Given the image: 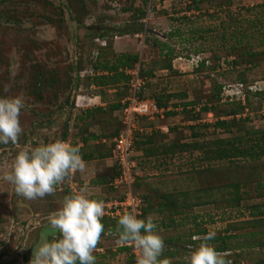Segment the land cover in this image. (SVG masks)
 I'll return each mask as SVG.
<instances>
[{
    "label": "rangeland",
    "instance_id": "374dc122",
    "mask_svg": "<svg viewBox=\"0 0 264 264\" xmlns=\"http://www.w3.org/2000/svg\"><path fill=\"white\" fill-rule=\"evenodd\" d=\"M144 1L0 0V95L24 100L20 146L62 140L67 125L65 142L78 145L86 165H93L57 185L55 194L37 200L25 199L0 180V264H29L33 248L47 230L48 215L62 206L64 196L78 192L85 182L88 188L93 181L107 182L113 174L110 147L117 127L113 117L119 119L118 113L107 108L104 114L94 112L77 122L83 111L72 107L75 87L91 81L95 55L106 44L95 38L108 29L113 38L112 49L105 53L107 63L123 54L137 55L145 79L143 96L163 106L157 119L140 120L134 126L132 184L89 189L90 198L113 204L129 195L136 197L139 218L152 215L164 241L179 245L175 256L161 257L170 264H187L189 246L194 249L200 243L192 237L209 231L216 233L215 242L209 243L217 251L224 246L217 237H230L226 244L233 249L228 256L232 264H264V214H258L264 213V158L227 162L215 160L213 153L219 139L243 138L250 144L264 134V44L259 42L264 34L255 28L264 21V0H197V9L191 0ZM139 10L145 12L141 21ZM140 25L141 33L131 32ZM241 31L247 36L238 44ZM117 36L122 46L114 51ZM153 40L170 46L171 53L153 47ZM245 43L256 45L255 56L246 55ZM79 64L84 78L76 77ZM44 74L48 80L38 99L32 86L35 77ZM123 86L125 82H120L114 92L104 87L93 93L113 105L122 99ZM205 108L213 111L203 112ZM233 117L244 121L241 131L233 128L226 134L212 126ZM89 136L98 139L85 143ZM18 151L11 144L0 145V159L7 156L11 161ZM204 156L208 158L203 160ZM229 184L240 185L238 203L219 189ZM148 207L157 212L142 216ZM111 221L106 222L108 227L118 224ZM202 231L205 234H199ZM108 234L94 253L96 264H130L128 253L116 249V233Z\"/></svg>",
    "mask_w": 264,
    "mask_h": 264
},
{
    "label": "clouds",
    "instance_id": "9594fccd",
    "mask_svg": "<svg viewBox=\"0 0 264 264\" xmlns=\"http://www.w3.org/2000/svg\"><path fill=\"white\" fill-rule=\"evenodd\" d=\"M4 90L8 91L7 86ZM23 108L21 96L0 97V145L11 144L19 149L11 161L7 156L0 159V180L13 185L15 192L27 200L43 199L55 194L57 185L83 172L86 162L78 145L61 139L21 147ZM105 212V202L90 198L87 185L64 196L62 206L48 215L47 230L29 264H96L94 253L105 232ZM118 216L116 244L132 247L136 264H170L168 258H161L165 241L157 232L152 215L140 219L135 210H125ZM215 236L214 231L203 237L193 236L200 243L194 249L189 246L187 264H232L227 259L229 252L217 251L209 243Z\"/></svg>",
    "mask_w": 264,
    "mask_h": 264
},
{
    "label": "trees",
    "instance_id": "16d2710c",
    "mask_svg": "<svg viewBox=\"0 0 264 264\" xmlns=\"http://www.w3.org/2000/svg\"><path fill=\"white\" fill-rule=\"evenodd\" d=\"M196 1L197 0H191V3L194 5V8L197 9V6H196L197 2ZM144 2H146V0ZM144 16H145V12L142 10L141 11L139 10L138 11V21H141V19H143ZM255 28H256L258 34L261 35L260 32H262L264 34V21L255 24ZM143 29L144 28H142V26L140 25V27L138 29H134L131 32H135V33L139 34L143 31ZM108 32H109V29L106 32H103L102 35H100L98 38H95L99 41H105L106 44L104 46H102L103 49H100L101 52L99 51L95 55L96 58L91 65V69H90L91 71H90V75H89V76H91V79H90L91 81H89L87 83V85L93 84V85L98 86V87H106V86L115 87L114 85H116L118 82L119 83L125 82V85L127 88L125 86H123V88H122L124 91L122 93L123 96L122 95L120 96L123 99L125 96H127L129 94V90H130L129 85H128L129 78L125 75V70H130V69H133L135 67V65L138 63V56L137 55H130V54H123L120 57L116 58L115 62L107 63V59H105V55L107 54V52H106L107 50L112 49V44L109 42L110 41L109 39L113 38V37L109 36ZM245 32L246 31H241L239 33L241 40L238 41V44H241L243 41V38L245 36H247V34ZM118 33L120 35H124V33L122 31H118ZM114 36H116V35H114ZM234 36H235V38H237L236 35H234ZM259 42L261 43V45L264 44V36L260 37ZM238 44H236V45H238ZM245 44H247L246 47L248 48L246 55L249 57L255 56L256 53L253 51V47H255L256 45L250 44V43L249 44L245 43ZM152 46L159 48V50L161 52L167 51L168 53H171L170 46H168L166 44L159 43L157 40H153ZM235 46H234V48H236ZM261 53L263 55V52H261ZM261 53H259V54H261ZM201 66H203V62L201 63ZM81 67L82 66L79 64V67H78L79 70H77V72H76L77 73L76 77L80 73L83 72L82 70H84V68H81ZM47 75H45V74L44 75H37L35 77L34 84L32 86V90H33L32 92L34 94H37L36 97H38V99H41V93L44 90L45 82L48 80ZM141 78L145 82V79H144L142 73H141ZM108 87H106V88H108ZM116 87H118V86H116ZM75 89L77 91V86L75 87ZM216 90H217V94L219 95L221 92V87H217ZM0 92L2 93L1 89H0ZM255 95L258 96V95H260V93H255ZM1 96L2 95H0V97ZM116 96H117V94H116ZM218 97L219 96H217V98ZM120 101L117 102L116 104L110 105L108 108L109 111H111L112 113H114L115 111H118L121 108ZM74 105H75V100H74V104L72 105V107H74ZM156 105L158 108H162V106H163L158 101L156 102ZM239 107L243 108V106H239ZM209 111H213V109L212 110L211 109L209 110L207 108L203 109V112H209ZM84 112L85 111L79 112L80 114H78V117H76L77 122L84 121V119L87 117L86 115H91L94 112L104 114L106 111H104L102 108H96V109H90L89 111H86L85 113ZM113 118L115 119L117 127H115V131L112 134V140L114 137H116L118 135L119 129L121 128V124L118 121L117 117H113ZM242 123H244V121L241 118L233 117L230 120L229 119L217 120L212 126L215 129L220 130L223 133L230 134L233 128H235L238 131H241L240 128L242 127L241 126ZM67 131H68V129H67V125H66L65 131H64L63 137H62L63 141H66ZM135 138H136V136H135ZM97 139H98V137L89 136V138L84 139V142L86 143L90 140H97ZM34 144L35 145L33 147L39 145V143H34ZM246 144H249V141L247 142L246 139H243V138L219 139V140L215 141V147L213 148L214 149L213 150L214 159L217 161L231 162V161H234L236 159H249V160L254 161V160H259L261 158H264V134H262L260 139H257L254 142L250 143L247 147H244V145H246ZM183 146L185 147L186 145H184V144L180 145V147H183ZM192 146L196 147L197 143H195ZM110 148L113 151V144L111 145ZM254 148L255 149L258 148V151L257 150L256 151L251 150ZM153 152L154 151H150L149 154L151 156H153L155 159H157L158 155L156 154V152H154V153ZM152 153H153V155H152ZM82 157H83V159L86 158L85 156H82ZM207 158H208L207 156H204L203 160H206ZM138 164H139V166L143 167L142 163H138ZM153 164H154L153 166H155L154 162H153ZM115 175H117V171H116V167L114 166L113 167V174L111 175V177L108 179L107 182L99 180V181H95L94 184H98V185L109 184ZM261 186H264V185H261ZM239 187H240L239 184H229V185L222 186L219 189L224 190L223 192H225V194H227L229 200L233 199L232 201H235V203H238L237 200H239V198L241 197L240 192H239ZM164 196H166V195H164ZM228 199H227V201H229ZM199 205H200V203H199ZM192 207H194V205H192ZM162 211L163 210H161L159 212H162ZM155 212H157L156 209H154L153 207H148L147 209H143V211H142L143 215L142 216H145V214H150V213H155ZM258 214H264V213L262 211L261 212L259 211ZM109 219L110 218L104 217L102 220V223L105 225V232L102 236H105V237L109 236L108 233H110L111 231L112 232L114 231L116 233L117 225L114 224V225H110L109 227L107 226L106 222H108V221L112 222L111 219L110 220ZM112 220H114V219H112ZM115 220H118V219H115ZM257 221L262 222V219H259V220L257 219ZM251 222H254V221H251ZM199 234H205V231L204 232L202 231V233H199ZM252 236H255V234L252 233ZM116 239H117V234L115 235L114 242H116ZM228 239H230L229 236L217 237L218 242H221L224 245L222 248L219 249V251L230 253L231 250H233V249H229V247L226 244V241ZM213 241L215 242V239H213L212 242ZM172 244H173V241H171V239L165 241L166 247H165V251L163 253V256L164 255H167L170 257L175 256V252L178 251L179 245H176V244L172 245ZM116 249H118V251H122V250L126 251L128 253L129 258H130V264H134V258L131 255V249H129L128 247H117ZM168 250H169V252H168ZM227 259H229V258L227 257Z\"/></svg>",
    "mask_w": 264,
    "mask_h": 264
},
{
    "label": "built area",
    "instance_id": "2783aa9c",
    "mask_svg": "<svg viewBox=\"0 0 264 264\" xmlns=\"http://www.w3.org/2000/svg\"><path fill=\"white\" fill-rule=\"evenodd\" d=\"M105 41H100V44ZM84 76V72L79 74ZM125 75L129 78V94L125 96L121 101V108L118 110V120L121 124L118 135L113 138V156L114 166L116 167L117 175L109 183V187L117 189V187L123 182L128 186L132 184L133 168L135 163L132 158L134 149V142L136 140V129L134 126L140 123V120L154 121L162 113V109L158 108L156 102L152 98L144 97V80L140 76L139 65H135L133 69L125 70ZM94 85H90V87ZM75 106L79 107L77 102ZM125 210H135L137 217L140 216V201L129 195L123 201H118L113 204L106 203L105 218L119 219L118 214H122ZM115 236V235H114ZM117 247H128L118 246ZM131 255L134 258L136 264V252L132 247Z\"/></svg>",
    "mask_w": 264,
    "mask_h": 264
},
{
    "label": "crops",
    "instance_id": "0c3cea01",
    "mask_svg": "<svg viewBox=\"0 0 264 264\" xmlns=\"http://www.w3.org/2000/svg\"><path fill=\"white\" fill-rule=\"evenodd\" d=\"M128 33L130 34V32H125L123 37H125L126 35H129ZM136 36L137 35H133V37H136ZM120 37L121 36H118L117 40H115V43L113 45L114 51H116L118 49V47L122 46L121 42H119L120 41ZM84 76H80V77L84 78ZM119 85H120V83L118 82L114 86L116 88V86L119 87ZM77 87L78 88H77L76 92H77L78 95L76 96V98H77L76 102L79 105V107L77 106V109H81L83 111H86V110H90V109L102 108L104 111H106L107 108H109V106H110L109 103H107V102H106V104L103 103L101 96L99 94H94L93 93L94 91H96V93H97L98 91L103 90L104 87H98V86H95V85L93 87L92 86L90 87V85H86V86H81V85L79 86L78 85ZM106 87H108V86H106ZM109 87H111V86H109ZM112 88L113 89H111V90H107V92H110V93L114 92L115 89H114V87H112ZM115 113H118V111H115L114 114ZM118 116H119V113H118ZM114 117H117V116L114 115ZM101 140H102L103 143H105V140H103V139H101ZM86 166H88V168L90 167L89 169L91 170L93 165H91V166L90 165H86ZM78 174H79V172H78ZM81 180H84V179H81ZM94 182L95 181H93V183H92L90 188L87 187L88 193H89V189L96 190L97 187L100 188V187L104 186V185L94 184ZM81 185L85 186V185H87V183L85 182V183H83ZM88 185H90V184H88Z\"/></svg>",
    "mask_w": 264,
    "mask_h": 264
},
{
    "label": "water",
    "instance_id": "95a60500",
    "mask_svg": "<svg viewBox=\"0 0 264 264\" xmlns=\"http://www.w3.org/2000/svg\"><path fill=\"white\" fill-rule=\"evenodd\" d=\"M40 240H41V238H40ZM40 240H39V242H40ZM37 245H38V244H37ZM37 245H36V246H37ZM36 246H35V247H36ZM35 247H34V248H35ZM34 248H33V250H34ZM33 250H32V252H33Z\"/></svg>",
    "mask_w": 264,
    "mask_h": 264
},
{
    "label": "flooded vegetation",
    "instance_id": "af4514ba",
    "mask_svg": "<svg viewBox=\"0 0 264 264\" xmlns=\"http://www.w3.org/2000/svg\"><path fill=\"white\" fill-rule=\"evenodd\" d=\"M44 234V233H43Z\"/></svg>",
    "mask_w": 264,
    "mask_h": 264
}]
</instances>
